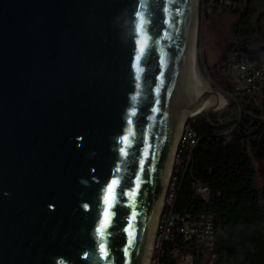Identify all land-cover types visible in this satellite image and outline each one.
<instances>
[{
  "label": "water",
  "instance_id": "95a60500",
  "mask_svg": "<svg viewBox=\"0 0 264 264\" xmlns=\"http://www.w3.org/2000/svg\"><path fill=\"white\" fill-rule=\"evenodd\" d=\"M191 1L0 0V264H142Z\"/></svg>",
  "mask_w": 264,
  "mask_h": 264
},
{
  "label": "trees",
  "instance_id": "16d2710c",
  "mask_svg": "<svg viewBox=\"0 0 264 264\" xmlns=\"http://www.w3.org/2000/svg\"><path fill=\"white\" fill-rule=\"evenodd\" d=\"M226 1L229 5H224ZM253 1L201 0L211 6L214 14L220 4L222 11L218 13L235 15L220 60L214 74L211 73L214 86L227 94L231 89L229 76L223 71L227 54L237 51L257 62H261L264 55V10H258ZM237 102L241 127L232 123L236 119L233 113L236 102L230 97L224 110L211 111L206 116L201 112L188 118L186 125L195 133L196 143L186 167L174 172L177 177L175 200L171 207H165V211L183 217L186 224L209 217L212 247L203 249L194 240H184L174 229L173 238L162 241L156 264H177L173 248L191 255L195 264H201L206 257L214 258L212 264H264L262 184L258 182L249 151L251 136L245 135L264 118V89L260 106L245 97H238ZM194 182L208 186L207 200L195 193ZM180 225L182 220L178 218L176 227Z\"/></svg>",
  "mask_w": 264,
  "mask_h": 264
},
{
  "label": "built area",
  "instance_id": "2783aa9c",
  "mask_svg": "<svg viewBox=\"0 0 264 264\" xmlns=\"http://www.w3.org/2000/svg\"><path fill=\"white\" fill-rule=\"evenodd\" d=\"M224 5H229V2L226 1ZM201 6L207 9L208 12L211 10V6H206L203 3ZM221 8L222 5L219 4L217 10ZM262 57L261 63L250 60L240 52L232 51L227 54L223 62V71L227 73L231 81V89L228 91V95L236 102L233 113L238 122L241 120V111L237 102L238 97L252 99L255 105H261L264 89V55ZM260 119L264 121L263 117ZM178 142L182 143V150L174 151V159L172 160L168 174L161 216L158 218L155 228L154 259L150 261V264H156L155 258L161 252L162 241L172 239L174 229L182 235L184 240L189 242L194 240L203 249H211L213 244L209 217H204L203 221H191L189 224H186L183 217H178L172 214L171 211H165V207H171L175 200L177 177L174 172H177L182 167H186L191 157L192 148L196 143L195 133L189 126L186 125L182 129ZM193 188L195 193L203 200L208 199V186L201 182H194ZM178 218L182 220V225L176 227V219ZM172 255L176 258L177 264H195L191 255L184 254L177 248L172 249ZM203 263L204 260H202L201 264Z\"/></svg>",
  "mask_w": 264,
  "mask_h": 264
},
{
  "label": "rangeland",
  "instance_id": "374dc122",
  "mask_svg": "<svg viewBox=\"0 0 264 264\" xmlns=\"http://www.w3.org/2000/svg\"><path fill=\"white\" fill-rule=\"evenodd\" d=\"M198 42H197V66L198 71L200 73L201 78L209 86V91L214 94L221 95L225 102L222 106L215 108L214 111L224 110L227 105V99L229 95L224 93L223 90L214 86L212 74H214V67L220 60L221 53L223 51V45L225 40L228 37L229 30L232 25V21L234 20V13H218L222 10H217V13H212V9L208 12L207 9L202 8L201 0L198 2ZM253 4L257 6L258 10H264V0H254ZM207 14V15H206ZM210 14V15H209ZM213 70V72H212ZM186 126H184L185 128ZM182 143L179 144L177 151ZM249 151L254 160L256 171H257V179L259 184H263L264 181V157H262L259 152H257V145L252 141H249ZM174 159V153H173ZM167 186V185H166ZM165 186V187H166ZM166 188L163 192V197L165 195ZM163 204V199H162ZM159 218V216H157ZM157 218V220H158ZM157 222V221H156ZM157 225V223H156ZM156 228V227H155ZM153 240H155V232ZM154 248L152 249L151 259H154ZM213 257L204 258L203 264H212ZM212 261V262H211ZM152 263V262H151ZM150 264V263H149Z\"/></svg>",
  "mask_w": 264,
  "mask_h": 264
},
{
  "label": "bare ground",
  "instance_id": "6f19581e",
  "mask_svg": "<svg viewBox=\"0 0 264 264\" xmlns=\"http://www.w3.org/2000/svg\"><path fill=\"white\" fill-rule=\"evenodd\" d=\"M199 0H192L191 1V8H190V15H189V23L187 28V35H188V42H187V85L189 86V90L194 94L198 95L202 93L203 91H208L207 95L204 98H208L212 101V105L218 104L217 107H220L224 104L225 100L221 95L211 93L209 91V86L205 84L203 79L200 76V73L198 71L197 66V42H198V4ZM209 108L205 103L200 102H192L187 104L180 114L179 123L177 126L176 134L174 137V141L170 150V153L168 155V158L166 160L165 165V171L162 174L161 178V184H160V194H159V200L163 197V191L166 188V183L168 180V174L170 171V166L172 164L173 160V153L174 151H177L178 146L181 142H178V145L175 149L177 140L180 137L181 131L186 126V119L189 117L204 111L205 109ZM182 145V144H181ZM162 200V199H161ZM163 206V204H162ZM159 207L160 204L157 207V211L155 213L153 224L151 226V229L147 235L146 243H145V252L142 256V264H149L152 254V249L154 248V232L156 227V217L159 213ZM161 216V212L159 214V217Z\"/></svg>",
  "mask_w": 264,
  "mask_h": 264
},
{
  "label": "flooded vegetation",
  "instance_id": "af4514ba",
  "mask_svg": "<svg viewBox=\"0 0 264 264\" xmlns=\"http://www.w3.org/2000/svg\"><path fill=\"white\" fill-rule=\"evenodd\" d=\"M261 121L263 122V120L261 119ZM260 123V122H259ZM259 123H255V124H259ZM256 125V126H257ZM255 126V127H256ZM255 127H253V129H255ZM252 128H251V130H249V131H252L253 130ZM248 131V132H249ZM260 132V133H259ZM250 141H252V142H254L255 143V146L257 145V152H259V154L262 156V157H264V126H261L252 136H251V139H250ZM259 141H260V143H261V145H262V147L259 145ZM264 182V181H263ZM263 185V184H262ZM262 187V186H261ZM261 189V188H260ZM261 192V191H260ZM261 196H262V198H263V200H264V197H263V195H262V193H261Z\"/></svg>",
  "mask_w": 264,
  "mask_h": 264
},
{
  "label": "snow or ice",
  "instance_id": "6c2138e0",
  "mask_svg": "<svg viewBox=\"0 0 264 264\" xmlns=\"http://www.w3.org/2000/svg\"><path fill=\"white\" fill-rule=\"evenodd\" d=\"M142 50V49H141ZM102 234V233H101Z\"/></svg>",
  "mask_w": 264,
  "mask_h": 264
}]
</instances>
